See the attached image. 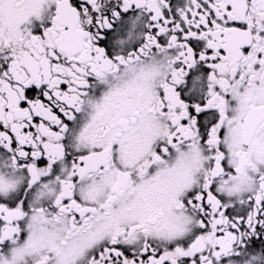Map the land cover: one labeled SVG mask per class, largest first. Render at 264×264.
Returning <instances> with one entry per match:
<instances>
[{
    "label": "snow or ice",
    "instance_id": "6c2138e0",
    "mask_svg": "<svg viewBox=\"0 0 264 264\" xmlns=\"http://www.w3.org/2000/svg\"><path fill=\"white\" fill-rule=\"evenodd\" d=\"M0 264H264V0H0Z\"/></svg>",
    "mask_w": 264,
    "mask_h": 264
}]
</instances>
